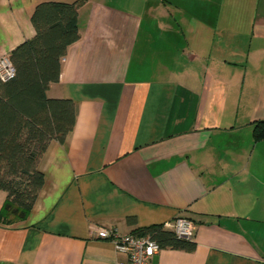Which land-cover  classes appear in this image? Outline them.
Masks as SVG:
<instances>
[{
	"label": "crops",
	"instance_id": "obj_1",
	"mask_svg": "<svg viewBox=\"0 0 264 264\" xmlns=\"http://www.w3.org/2000/svg\"><path fill=\"white\" fill-rule=\"evenodd\" d=\"M48 1L78 0H0V57ZM77 21L46 92L74 102L75 124L39 160L27 217L0 222V264H116L97 228L177 217L195 250L151 264H264V0H83Z\"/></svg>",
	"mask_w": 264,
	"mask_h": 264
},
{
	"label": "trees",
	"instance_id": "obj_2",
	"mask_svg": "<svg viewBox=\"0 0 264 264\" xmlns=\"http://www.w3.org/2000/svg\"><path fill=\"white\" fill-rule=\"evenodd\" d=\"M73 3L48 1L36 5L30 21L35 35L7 56L15 76L0 81V191L6 199L0 208V222L24 220L44 185L37 169L52 141L64 144L73 130L76 106L71 100L49 99V85L60 76V64L69 46L79 39L78 9ZM255 142L264 140V122L254 128ZM135 225V218H127ZM133 235H148L159 249L193 252L195 242L178 238L161 225L141 228Z\"/></svg>",
	"mask_w": 264,
	"mask_h": 264
},
{
	"label": "built area",
	"instance_id": "obj_3",
	"mask_svg": "<svg viewBox=\"0 0 264 264\" xmlns=\"http://www.w3.org/2000/svg\"><path fill=\"white\" fill-rule=\"evenodd\" d=\"M14 76L15 70L8 57H0V81L7 82ZM162 227L172 230L178 238L192 239L193 223L187 218L177 217L171 224ZM95 234L98 239L111 242L115 251L124 257L116 264H151V259L160 250L148 235H120L115 229L104 227L97 228Z\"/></svg>",
	"mask_w": 264,
	"mask_h": 264
}]
</instances>
